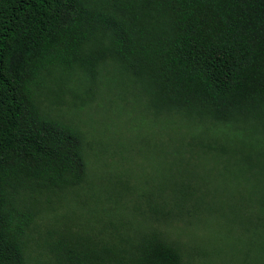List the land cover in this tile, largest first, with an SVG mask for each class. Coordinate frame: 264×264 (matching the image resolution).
I'll return each instance as SVG.
<instances>
[{"label":"trees","instance_id":"16d2710c","mask_svg":"<svg viewBox=\"0 0 264 264\" xmlns=\"http://www.w3.org/2000/svg\"><path fill=\"white\" fill-rule=\"evenodd\" d=\"M137 113L178 119L166 144H116L118 167L141 146L154 170L142 186L109 162L91 191L102 200L81 217L140 222L114 243L49 232L50 264H218L217 234L182 255L146 225L218 232V167L233 190L257 174L264 188V0H0V264H30L36 207L94 184L95 141L79 120Z\"/></svg>","mask_w":264,"mask_h":264},{"label":"rangeland","instance_id":"374dc122","mask_svg":"<svg viewBox=\"0 0 264 264\" xmlns=\"http://www.w3.org/2000/svg\"><path fill=\"white\" fill-rule=\"evenodd\" d=\"M168 119L163 117L154 118L147 115L140 116L137 113L120 116L119 121L109 120L106 122L107 125L98 124L95 117L79 120L80 129L87 131L96 142L91 147V159H93V154H97L98 159L96 161L93 159L89 164L90 177L94 183L92 184L93 187L88 182L79 190V193L68 194L62 203L61 200L57 199L44 205L49 207L48 209L40 206L35 208V216L30 228V244L27 249L30 264H50L49 257L45 255V250L40 249L41 243L39 241L49 232L87 235L88 230H94V233L90 232L89 234H94V237L96 236L104 242L114 243L118 235L124 236L134 229L136 224L140 222L139 214L136 215L137 219L133 216L127 221L112 218L111 215L104 218L99 217L96 223H88L81 215H85L89 205L92 204L91 198L99 202L102 200V198L96 199V194L91 193V191L94 192L92 190L94 185H106V179L100 180L97 176H103L107 172H111L112 167V169L115 168L113 172L117 175L127 169L136 179V181L132 179L131 183L137 182L142 186L146 184L148 181L146 179L147 174L152 173L157 161L145 160L141 153H137V150H141L142 147L137 146L132 149L134 152L132 153L133 159L127 162L129 165H126V163L122 167H118L119 162L114 161L117 158L113 159L118 153L116 144L122 140L128 143L134 140L135 136L138 137L144 134L150 136L151 143L162 142V144H166L168 135L165 132L172 126L174 121H178L177 118ZM148 121L152 124L150 128H147V126L140 130L136 128L139 122L147 124ZM151 132H154L155 136H152ZM109 162H112L114 166L109 167ZM220 169L218 167V187L214 189L211 185L212 192L209 194V197L215 200L218 194L224 193L222 200L225 211L218 212V215L224 216L225 219L223 221L218 220V232L206 230L202 225L190 227L185 224L186 221L151 223L146 225L147 232L161 234L162 237H165V241L173 243L174 246L179 245L182 255H187L192 250L199 249V246L211 245V235L217 234L218 251H222L219 254L221 257L223 256V259L220 260L218 254V264H264V210L261 206L264 188L262 175L257 174L256 178L255 175L249 176L248 179L251 182L256 180L254 184L248 182L242 185L241 182V186L233 190L235 185L222 175L223 172L219 171ZM182 182L184 183V181ZM201 188H204V186L202 185ZM51 206L52 209H50ZM127 212L131 214L130 209Z\"/></svg>","mask_w":264,"mask_h":264}]
</instances>
